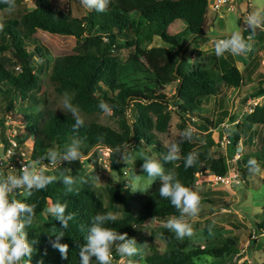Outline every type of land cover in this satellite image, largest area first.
<instances>
[{
	"label": "trees",
	"instance_id": "trees-1",
	"mask_svg": "<svg viewBox=\"0 0 264 264\" xmlns=\"http://www.w3.org/2000/svg\"><path fill=\"white\" fill-rule=\"evenodd\" d=\"M20 1L15 0L16 3ZM5 8L7 5L0 3V10ZM206 10L207 0H110L103 13L87 10L77 17L68 9L64 11L54 7L50 0H33L31 10H21L16 17L1 18L4 30L0 31V54H8V66L19 67V71L14 73L0 63V94L11 95V100L2 108V114L11 109L15 102L19 105L28 102L32 104L30 107H34L41 101V107L37 110L19 113V119L26 127L23 134L15 133L8 138L4 132V119L0 117L2 151L9 146V139L15 142V151L25 150L24 142L30 138L31 145L28 151L25 150L27 163H30L42 158L49 148L63 151L64 145L78 135L83 140V155L94 147L107 149L109 168L120 174L119 153L116 150H123L128 144L135 147L133 150H143L157 158L166 154L167 148L158 143L154 132L165 131L170 108L182 123L194 114L197 117L196 128L207 132L211 121L198 113L200 99L213 93L216 79L227 86L237 87L241 73L231 57L217 62L218 76L199 63L191 69L182 68L181 55L184 50L181 49L179 37L182 34H189L191 39L203 36ZM262 10L264 15V1ZM174 21L183 25V29L177 33L168 29ZM37 30L75 39L73 50L54 57L47 67L45 76L52 89L57 94L69 93L83 116L100 112L99 101H106L113 107L111 113L117 116L116 129L92 119H84L85 126L74 133L72 125L75 121L70 114L49 108L45 94L41 98L36 96L40 83L34 67L40 66L39 62L44 59L43 47L37 43L38 37L35 35ZM245 32L244 36L247 34ZM152 36L158 37L164 45L146 48L144 40ZM128 47H132V54L123 65L115 52ZM172 80L176 81L174 91L167 96L164 87ZM242 116L245 123L261 125L264 123V106L257 105L251 113ZM178 127L179 137L172 142L181 140L183 130L181 126ZM240 134L242 129L236 123L234 130L227 134L230 139L228 157L233 154ZM191 151H194V142L185 141L181 143V159L164 164L166 171L174 170L185 186L191 189L195 174L200 171L208 170L215 177L226 174L225 156L219 151L209 152L205 147L196 151L199 153L198 163L185 170L183 157ZM43 163L48 164V161L44 160ZM50 167L46 169L47 175L59 177L67 169L65 174L82 177L79 161L62 162L53 171ZM239 172L243 177L242 171ZM84 180L87 183L77 185L78 193L66 192L65 186L57 180L43 190H33L31 195L26 192L24 195L19 192L15 194V198L37 205L34 222L26 228L29 240L37 241L31 264H80L79 249L85 243L84 236L91 225V217L97 212L119 210L117 220L110 222L109 226L122 234L127 233L129 238H133L137 226L144 225L153 217L161 222L171 215H179L168 200L159 196L158 178L152 180L143 191H136L129 197H125L120 184L105 185V202L95 194L90 180ZM259 180L264 189V177ZM55 202L66 203L67 212L75 213V219L69 222L67 229H61L55 217L48 214L38 218L46 204ZM202 202L228 205L219 199L203 198ZM53 225L57 232L64 231L65 236L60 242L69 246L67 260L62 259L60 252L51 246L50 240H55V236L51 235ZM252 233L264 235V205L261 207V219L254 222ZM151 237L162 240L165 249L157 252L150 247L152 254L144 256L148 264H195L199 256L226 259L235 253L236 242L230 237L216 246H192L188 237L176 239L165 225L158 226L151 232ZM119 258L113 248L112 263Z\"/></svg>",
	"mask_w": 264,
	"mask_h": 264
},
{
	"label": "rangeland",
	"instance_id": "rangeland-1",
	"mask_svg": "<svg viewBox=\"0 0 264 264\" xmlns=\"http://www.w3.org/2000/svg\"><path fill=\"white\" fill-rule=\"evenodd\" d=\"M264 0H230L233 9L230 11L214 12L206 10L205 19L202 24L204 35L196 39H191L189 34H182L180 43L182 45L181 57L183 59L182 68L184 70L191 69L196 63L203 64L205 68L212 71L214 76H218L219 70L217 62L219 60L233 58L234 64L241 73V80L237 87H230L218 79L215 80V89L212 94L200 99L198 113L211 121L210 128L207 132L198 130L195 126L197 117L194 114L189 115V120H184L182 123L172 108H170V118L164 132H154L158 143L167 148L174 139L179 137V126L184 131L191 126L194 130L193 140L194 151L205 147L209 152H221V142L224 134H230L237 123L242 129L240 134V152L239 157L234 161L225 163L226 169L231 168L230 173L237 174L239 182L237 184L230 183L226 185L219 182L212 174L203 172L196 173L191 185V189L199 194L201 199L209 198L219 199L226 202L223 204H208L207 202L200 203L199 215L190 222L193 226V235L188 238L189 245L192 246H216L222 241L230 237L234 239L235 253L231 258H213L209 256H199L194 262L195 264H264V235H253L252 228L254 222L261 219V207L264 205V189L260 182V178L264 177V123L261 125L248 124L243 121V116H240L245 101L253 98L258 105L264 106V30H257L253 37V48L250 52L240 55H232L225 53L222 56H217L214 52L213 39L209 37H224L240 29L243 24V17L255 11H260L262 14ZM51 4L61 10H69L73 16H81L87 10L80 3V0H50ZM110 5V3H109ZM33 8V0H21L16 3V7L12 12H6L5 9L0 10V19L6 17H16L21 10H31ZM168 29L173 32H179L183 29V25L179 21H174ZM249 35V32H245ZM35 35L38 37L37 43L43 47L44 59L39 62L40 66L34 67V72L40 83V88L35 93L38 97L47 98V106L55 110L62 111L61 98L62 94H57L46 80V71L49 63L56 56L69 53L73 50L75 39L68 35L50 34L37 30ZM144 46H160L164 43L156 36H152L149 40H144ZM28 50L31 47H27ZM119 57L121 64H126L131 57L132 47L121 48L115 52ZM7 53L0 54V63L4 67L10 68L13 72H18V66H8L6 64ZM175 80L167 83L164 87V92L170 96L174 91ZM256 96H252L257 92ZM11 100V95L4 96L0 94V117H3L4 132L8 138L13 134H23L25 125L19 119L20 112L37 110L41 107L39 101L34 107H30L31 103L19 105L17 102L5 114H2V108ZM169 108V107H168ZM71 115V114H70ZM81 116L84 119H92L95 122L107 125L113 129L117 128V116L110 113H93L88 116ZM192 120V121H190ZM232 120V121H230ZM236 121V122H234ZM225 123L228 126L225 130L221 129L219 124ZM31 145V139L28 138L24 142V147L28 151ZM54 147V145H53ZM150 148V146H147ZM24 150V151H25ZM25 151V152H26ZM2 146L0 142V155ZM107 149L94 147L83 155L79 160L82 171L81 176L90 180L91 187L95 194L102 202H105V185L120 184L121 190L125 197L131 196L136 191H143L150 183L151 179L141 171L143 163L140 160L139 152L133 150L132 154L136 159L135 165L127 167L120 161V174L109 168L107 158ZM255 153V155H254ZM258 154V157L256 156ZM250 158H255L262 172L260 174H250L247 168V163ZM225 161V159H224ZM7 174L8 170L2 168ZM50 169L57 170V167L51 166ZM239 170L242 171L243 177ZM135 171L138 175H143L142 180L137 183L134 180ZM135 191H132V190ZM20 195H24L23 190L17 191ZM49 204H46L44 211L38 216L43 218L47 213L46 209ZM115 212L119 213V210ZM120 214V213H119ZM119 216V215H118ZM151 220L147 221L150 222ZM165 221H156L151 225H141L135 228L133 238L138 245H145L142 249V259L133 257L134 260H139L140 264H148L144 261V256L152 254L154 251L162 252L165 249L164 242L156 237H151L158 226L165 225ZM151 247V248H150ZM112 264H126V260L121 257Z\"/></svg>",
	"mask_w": 264,
	"mask_h": 264
},
{
	"label": "clouds",
	"instance_id": "clouds-1",
	"mask_svg": "<svg viewBox=\"0 0 264 264\" xmlns=\"http://www.w3.org/2000/svg\"><path fill=\"white\" fill-rule=\"evenodd\" d=\"M0 3L7 5L6 12H12L16 7L15 0H0ZM83 7L89 10H95L103 13L109 6L110 0H80ZM244 27L233 31L224 37H209L215 41L214 52L217 56L225 53L240 55L250 52L253 48V37L256 31L264 30V15L260 11L250 12L243 17ZM4 30V24L0 23V31ZM249 32L247 38L243 32ZM73 97L65 92L62 94L61 105L62 111L71 114L75 123L72 125L74 133L85 126V120L80 114L78 106L74 105ZM99 109L103 113H110L113 107L104 100H100ZM194 130L191 126L187 127L180 133V142H171L167 145V152L161 158L154 155H148L143 150L139 152L140 160L143 161L141 171L153 181L157 178L160 181L159 196L168 200L177 210L179 215H171L165 222V227L175 234V238L183 240L193 235V226L191 220L196 218L200 212L201 197L199 194L178 178L177 173L169 169L166 171L164 164L172 163L181 159V143L193 140ZM82 138L74 135L70 143L64 145L63 151L56 148L46 150L42 158L31 161L30 163L22 162L19 170L12 168L7 171L0 168V264H31L35 240H29L26 228L31 226L35 218V203L29 204L15 198L19 190H23L31 195L33 190H43L49 184L59 180L65 186L68 193L79 192L78 184L87 183L83 177H74L62 172L59 177L56 175H47L46 169L49 165L58 167L62 162L72 163L83 158L81 147ZM135 147L126 145L123 150L117 149L120 161L127 165L124 168L127 171L129 165H135L136 159L132 154ZM184 159L185 170L194 167L199 161V153L191 151L187 153ZM48 161L44 164L43 161ZM250 174H260L262 169L255 158H250L247 163ZM134 180L139 183L143 175H138L135 171ZM132 191H135L134 189ZM119 206V205H118ZM66 203H50L46 213L55 217L61 225V229H67L69 222L75 219V213L67 212ZM119 213L113 211L97 212L91 217V225L86 229L84 236L85 243L80 246L79 257L80 264H112L113 248L115 252L126 264H140L139 260L132 259L140 257L142 259V249L144 245H138L135 238H129L127 233H120L109 226L110 222L117 220ZM157 217H153L146 225L155 223ZM57 232L55 225L51 229V235L55 240H50L53 249L60 252L61 258L68 259L69 246L61 243L65 236L64 231Z\"/></svg>",
	"mask_w": 264,
	"mask_h": 264
},
{
	"label": "built area",
	"instance_id": "built-area-1",
	"mask_svg": "<svg viewBox=\"0 0 264 264\" xmlns=\"http://www.w3.org/2000/svg\"><path fill=\"white\" fill-rule=\"evenodd\" d=\"M207 9L214 11V12H219L225 10V11H230L233 9L232 3L230 0H207ZM240 27H244V25H240ZM245 38L248 37V34L244 36ZM258 103L255 99L249 98L245 101L242 111L240 113V116H242L245 113H251L253 108L257 106ZM236 122V121H234ZM222 130L228 126V124L225 123H220L219 124ZM227 125V126H226ZM221 142V149H223V155L225 156V163H228V161L234 162L238 157H239V152H240V143L239 141L237 142L233 154L228 157L227 156V148L230 144V139L227 136V134H224ZM15 147V142L12 139H9V146L1 152L0 155V168H6V169H12L15 168L20 169L22 166V162L28 161V156L24 150L18 149L17 151L14 150ZM231 168L226 169V174L221 176V177H215L219 182H222L226 185H229L230 183L237 184L239 182L237 178V174L234 172L230 173ZM120 259V258H119Z\"/></svg>",
	"mask_w": 264,
	"mask_h": 264
},
{
	"label": "crops",
	"instance_id": "crops-1",
	"mask_svg": "<svg viewBox=\"0 0 264 264\" xmlns=\"http://www.w3.org/2000/svg\"><path fill=\"white\" fill-rule=\"evenodd\" d=\"M206 171V173H209V174H212L210 171H208V170H204V171H200L201 173H203V172H205ZM200 172H198V173H200ZM213 175V174H212ZM214 176V175H213Z\"/></svg>",
	"mask_w": 264,
	"mask_h": 264
}]
</instances>
